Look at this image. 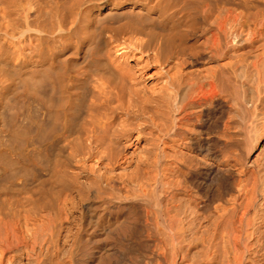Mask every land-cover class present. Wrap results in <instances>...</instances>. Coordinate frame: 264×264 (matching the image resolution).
Instances as JSON below:
<instances>
[{"label": "bare ground", "instance_id": "bare-ground-1", "mask_svg": "<svg viewBox=\"0 0 264 264\" xmlns=\"http://www.w3.org/2000/svg\"><path fill=\"white\" fill-rule=\"evenodd\" d=\"M0 264H264V0H0Z\"/></svg>", "mask_w": 264, "mask_h": 264}]
</instances>
